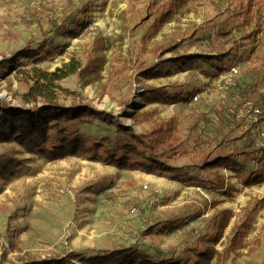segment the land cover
Segmentation results:
<instances>
[{
	"label": "rangeland",
	"instance_id": "rangeland-1",
	"mask_svg": "<svg viewBox=\"0 0 264 264\" xmlns=\"http://www.w3.org/2000/svg\"><path fill=\"white\" fill-rule=\"evenodd\" d=\"M178 2L0 0V61L3 56L10 60V68L0 73V99L14 110L43 103L41 98H23L34 84L36 69L54 71L73 60L84 64L95 38L103 37L107 61L102 79L86 84L70 74L58 81L62 88L57 100L114 116L113 124L95 119L60 122L67 134L78 135L90 147L74 156L49 160L16 141L0 143V156L25 162L11 180L0 181V264L77 252L92 255L134 244L153 254L178 255L203 246L206 234L217 232L215 221L224 209L233 210L234 216L218 250L229 245L235 226L246 222L250 228L246 246L231 252L222 264L263 262L264 160L248 165V173L263 174L261 182L249 185L245 173L232 174L225 168L202 171L196 165L202 146L189 156L166 158V166L176 168L171 172L119 168L96 158L103 154L106 159V149L132 140L118 125L146 134L171 122L174 132L184 137L199 120L196 132L228 135L222 151L240 149L264 131V0H255L250 13L248 0ZM168 11V21L156 29L155 21ZM83 22L86 26L80 29ZM76 25L77 33H71ZM39 47L40 57H18L25 49ZM168 58L180 60L161 65L163 74L143 75L146 67ZM165 84L204 95L191 103L143 101L144 87ZM248 102L261 109L257 119L248 111ZM242 113L248 116L244 125ZM51 138H60L57 129ZM192 144L190 140L189 149ZM183 175L188 181L179 179ZM216 175L224 179V188L207 181H217ZM167 225L172 227L164 230ZM191 255L196 257L195 252ZM72 262L82 264L79 259Z\"/></svg>",
	"mask_w": 264,
	"mask_h": 264
},
{
	"label": "trees",
	"instance_id": "trees-1",
	"mask_svg": "<svg viewBox=\"0 0 264 264\" xmlns=\"http://www.w3.org/2000/svg\"><path fill=\"white\" fill-rule=\"evenodd\" d=\"M178 4L184 3V0H178ZM255 0H248L247 13L252 11ZM153 12H151L152 14ZM170 12L163 13L155 21V28L158 29L168 21ZM248 25L249 18H246ZM80 29L86 26V23L78 24ZM76 25L71 33H77ZM106 42L103 37L95 38L93 49L89 52L84 64L71 61L65 67L57 68L54 71L36 69L37 77L34 84L23 94L27 102H38L41 98L43 103H36L32 108H11L6 102L0 99V143L7 141H16L29 152H42L49 160L61 159L67 156H74L80 153L88 152L89 148L86 140L76 134H67L66 128H60V122H70L75 119L80 120H98L101 123L113 124L114 116L105 110L96 109L89 105H62L58 100V89L61 84L58 81L64 79L70 74L76 73L84 83L90 84L101 80L103 69L107 61L105 54ZM42 54V47L36 49H25L20 52L18 57L37 58ZM180 58H168L161 60L158 65H151L143 70V75L154 77L163 74L161 65L165 62L177 63ZM10 60L3 56L0 61V73L10 68ZM169 74V71H167ZM251 87V84L250 86ZM194 93L180 88L179 84H165L160 86L148 85L142 91V99L146 103H159L167 101L187 100L192 101ZM13 109V110H12ZM234 121L236 113L231 114ZM201 116V115H200ZM242 125L247 118L242 119ZM199 120L193 123L188 130L189 134L184 137L174 132L171 122L160 124L146 134H137L129 126L118 125L119 131L129 133L132 140L120 143L116 148H108V158L103 154H98V160H108L119 168H138L147 172L157 169L174 171V166H166V158L177 156H189L195 147H201L203 153L196 164L204 172L215 168H226L242 175L247 174V183L254 184L261 182L263 174L256 175L248 173L253 156H258L259 160H264V148L255 146L253 137H250L248 143L235 151H222L221 147L228 140V135L222 136H204L201 132H196L199 128ZM57 129L60 138L52 140L51 131ZM243 139V134L238 136ZM238 139V138H237ZM192 140V148H188V142ZM95 146L102 147V142H95ZM25 164L24 160L14 156H0V181L7 183L19 171V168ZM214 179L207 180L213 187L223 188L225 182L219 175ZM182 181H188L189 178L181 176ZM194 181H198L196 178ZM197 183V182H195ZM233 189V188H232ZM1 190V186H0ZM218 202H215L217 205ZM234 212L231 209L222 210L215 224L217 232L215 234H206L207 242L203 246L196 245L191 251L196 253L194 258L191 251H181L178 255L153 254L146 248L138 245L121 246L112 250L97 252L92 255H83L81 252L73 253L67 256L45 257L38 259L24 260L16 263L7 264H71L73 259H79L82 264H218L224 263L231 252H237L238 249L246 246L244 239L250 228V224L243 222L232 229L229 245L220 251L216 245L221 241L225 230L231 223ZM172 225L164 226V230H169ZM239 253V252H237ZM6 264V263H2ZM261 264H264V260Z\"/></svg>",
	"mask_w": 264,
	"mask_h": 264
},
{
	"label": "built area",
	"instance_id": "built-area-1",
	"mask_svg": "<svg viewBox=\"0 0 264 264\" xmlns=\"http://www.w3.org/2000/svg\"><path fill=\"white\" fill-rule=\"evenodd\" d=\"M233 72L234 73H238L239 69L235 68L233 70ZM203 95H204L203 92H199L197 94H194V96L192 97V101L199 100ZM248 103H251V102H248ZM248 111H252V113L254 114V118L255 119H257V117L262 115V114H260L261 113V109H259L258 107H255L253 105V103H251L250 109ZM241 116L245 117V118L248 117V116H246V113H242ZM253 139H254L255 146L260 147V148H264V131L259 132L256 136L253 137ZM250 163H251L252 166H257V164H258V156H253L251 161H250Z\"/></svg>",
	"mask_w": 264,
	"mask_h": 264
},
{
	"label": "crops",
	"instance_id": "crops-1",
	"mask_svg": "<svg viewBox=\"0 0 264 264\" xmlns=\"http://www.w3.org/2000/svg\"><path fill=\"white\" fill-rule=\"evenodd\" d=\"M158 103V102H157ZM160 103V102H159ZM245 124V123H244ZM221 168V167H220ZM220 168H215V169H220ZM226 169V168H225ZM214 170V169H213ZM231 171V170H230ZM232 174H235V172L231 171ZM224 188V187H223ZM230 225V224H229ZM226 231V230H225ZM225 235V234H224Z\"/></svg>",
	"mask_w": 264,
	"mask_h": 264
}]
</instances>
